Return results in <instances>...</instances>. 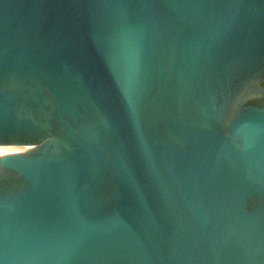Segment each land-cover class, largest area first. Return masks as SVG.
<instances>
[{"label": "water", "instance_id": "95a60500", "mask_svg": "<svg viewBox=\"0 0 264 264\" xmlns=\"http://www.w3.org/2000/svg\"><path fill=\"white\" fill-rule=\"evenodd\" d=\"M0 264H264V0H0Z\"/></svg>", "mask_w": 264, "mask_h": 264}, {"label": "bare ground", "instance_id": "6f19581e", "mask_svg": "<svg viewBox=\"0 0 264 264\" xmlns=\"http://www.w3.org/2000/svg\"><path fill=\"white\" fill-rule=\"evenodd\" d=\"M26 148L23 147H10V146H0V156L8 153L22 151Z\"/></svg>", "mask_w": 264, "mask_h": 264}]
</instances>
